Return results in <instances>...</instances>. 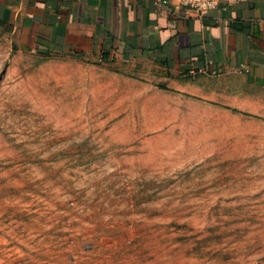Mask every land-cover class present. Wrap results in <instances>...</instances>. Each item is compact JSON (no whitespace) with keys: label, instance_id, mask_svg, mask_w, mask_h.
Wrapping results in <instances>:
<instances>
[{"label":"rangeland","instance_id":"1","mask_svg":"<svg viewBox=\"0 0 264 264\" xmlns=\"http://www.w3.org/2000/svg\"><path fill=\"white\" fill-rule=\"evenodd\" d=\"M235 81L29 52L0 23V264H264V92Z\"/></svg>","mask_w":264,"mask_h":264},{"label":"crops","instance_id":"2","mask_svg":"<svg viewBox=\"0 0 264 264\" xmlns=\"http://www.w3.org/2000/svg\"><path fill=\"white\" fill-rule=\"evenodd\" d=\"M216 2L197 9L184 0H0V23L29 52L153 66L169 85L225 79L234 93L240 79L264 92V0ZM201 93L214 98L218 90Z\"/></svg>","mask_w":264,"mask_h":264},{"label":"built area","instance_id":"3","mask_svg":"<svg viewBox=\"0 0 264 264\" xmlns=\"http://www.w3.org/2000/svg\"><path fill=\"white\" fill-rule=\"evenodd\" d=\"M186 5L193 6L197 9H209L217 5L216 0H184Z\"/></svg>","mask_w":264,"mask_h":264}]
</instances>
